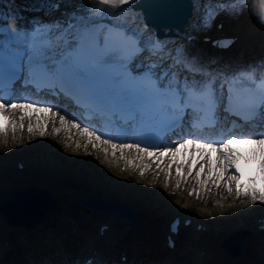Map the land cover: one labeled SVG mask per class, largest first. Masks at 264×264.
<instances>
[{
  "label": "bare ground",
  "instance_id": "6f19581e",
  "mask_svg": "<svg viewBox=\"0 0 264 264\" xmlns=\"http://www.w3.org/2000/svg\"><path fill=\"white\" fill-rule=\"evenodd\" d=\"M48 1L51 2V5L56 4L58 9H47L45 5H42V0H20L13 2L10 5V10L7 11L20 10L22 16L16 24L18 27L21 25L23 30L25 28L31 37L42 33L44 30H36L43 28L58 33L59 30H63V26L60 24H64V19L67 17L76 19V15L82 17L81 21H83L90 18L96 10H101L102 15L108 16L112 13H109L111 10L116 9L102 5L97 0ZM206 1L210 0H193L192 16L183 27V31L176 32L178 38L160 52L167 55L168 61L163 64L164 67H171L170 72L176 71L175 75L178 74L182 80V73L187 72L191 73V78L199 79L198 77H200L203 81L211 79L216 85L220 77L232 66L249 61L258 65L262 62V58H264V0H249L248 4L244 6H241L238 0H227L231 4L228 11L223 10L222 6L213 0L211 8L216 10L213 13H207L210 8L209 5L206 6L203 3ZM129 17L137 25L141 24L140 12ZM34 19H37L35 20L36 23H34ZM219 19L223 20L222 25L225 27L218 33L226 32L227 35L236 36V40L220 54H217L212 48L197 49L198 44L204 43L201 37L203 35L211 36L212 31H215V22ZM29 23L32 28H29ZM189 33L193 34L195 42L192 41L187 44L182 40V36ZM71 34L68 30L65 39ZM180 44H182L185 54L178 62L172 63L171 59L180 50L178 46ZM195 50L201 53L195 52ZM142 55L144 54L142 53ZM218 56L221 58L219 59ZM23 94L24 97H30L31 101L40 100L54 104L69 118H72L73 114L76 118L75 109L67 104L63 97L49 96L46 92L36 94L30 89ZM10 102H23V99L17 96ZM8 115L18 121L19 112L9 111ZM76 119L83 126H88L91 130L105 135L100 131L103 126H99L96 121ZM242 126L244 130L251 128V132H247V134L264 133V117L255 119L250 125L243 123ZM238 132L239 128L215 127L206 130L207 135H210L207 142L215 141L213 137L218 133L221 136V141L228 138L230 133L238 134ZM14 135L15 139L10 127L7 135L0 132V189L27 187L30 196L35 198L33 200L35 203L34 212H40L44 207L51 206L46 202L47 194L45 191H47L58 208L55 211H45L41 222L25 228H23L24 226H6L0 217V241H2L0 247L5 239L9 242L15 241L14 249L9 248L11 250H8L9 254L14 256L11 259L8 256L0 258V264H13V262L16 264H72L83 253L87 252L86 256L98 254L102 248L105 250L100 257L104 260L108 254H112V248L118 249V252L123 251L126 258L128 257L125 264H191L198 258L207 262L209 254L212 253L215 256L218 251L220 256L222 254L221 259L217 263L210 262L209 264H225V261L226 264H264V261L259 258V252L264 250V243H260L261 241L258 240V237L264 233H258L253 227L254 219L259 217L261 212H264V203L256 202L253 204L250 203L249 199H239L234 195V189L229 193L223 184L219 187L211 183L203 186L197 182L194 174L187 178L185 183L181 180V184L184 186L195 184L202 189L199 188V193L194 190L193 194L183 196L177 191L180 187H175L173 180L177 177L174 171L168 184V186L174 185L171 187L174 189L173 194H171L167 192L168 187L165 188L164 186L166 175L164 171L153 166L145 172L144 176H141L138 168L127 167V159L136 156L134 150L125 153L126 159H121L119 153L113 157L111 152L105 158L103 145L96 149L89 146L86 152L83 147L86 142L85 138L75 129L71 132L61 131L58 135H52L49 130V134L41 138L30 135L25 127L23 132L17 129ZM199 135L202 134L199 133ZM111 137L114 136L105 135V138ZM174 137V135L172 138L168 137L165 143L160 146H174L171 141L179 138V136ZM183 138H187V136H183ZM77 141L81 144L80 148H76ZM119 142L137 143L135 139H120ZM240 147L244 148L245 146L240 145ZM17 160L23 164L21 168L16 167ZM158 172L159 178H157ZM91 193L121 199L138 210H140V203L149 205L153 199H157L158 202L154 205L156 213H154H162L161 220L152 218V215L149 218L148 209L144 208L139 211L140 223L135 228L126 229V221L118 220L120 222H115L112 220L110 228L99 235L97 226L102 221L107 222L106 220H110V218L104 216L105 213L92 214L87 206L81 204H72L70 207L71 203L66 199L67 196H85ZM2 195L4 196V193ZM174 200H178V203L173 204ZM186 201L190 204V208L193 205L198 206L200 212H193L187 207L184 209L182 205ZM214 201L219 204L222 203L220 204L222 208L221 206L214 207L212 205ZM219 209L221 213L218 216L214 215ZM246 211L248 213H245ZM173 214H180L183 218L189 217L191 223L189 227L178 232L177 240L179 242L177 245L168 248L161 242L165 228L160 229V236L157 232L153 233V229H156V225L161 228V225ZM197 222L205 226L203 232L194 230V225ZM94 223H97L95 230L93 229ZM210 226L211 229L208 228ZM236 228L252 229L253 234L245 236L240 255L224 254L219 247V242L229 230ZM121 232L123 236L120 240L119 234ZM186 233L188 235L200 234L199 240H191V243L197 246V250L193 246H191V251L189 250V240L184 241L181 237L183 234L187 235ZM143 238L144 240H142ZM22 240L25 241L21 242ZM83 244L85 246L80 251ZM91 246L97 251L93 252ZM204 248L208 249L207 253L203 252L199 255V249ZM112 264H114L113 261Z\"/></svg>",
  "mask_w": 264,
  "mask_h": 264
},
{
  "label": "snow or ice",
  "instance_id": "6c2138e0",
  "mask_svg": "<svg viewBox=\"0 0 264 264\" xmlns=\"http://www.w3.org/2000/svg\"><path fill=\"white\" fill-rule=\"evenodd\" d=\"M97 2L112 8H122L135 0ZM238 2L244 6L249 0ZM68 27L71 28L72 24ZM85 35L84 28L74 31L70 37L72 46L65 49V54L59 59H54L47 49L34 52L26 61L21 55L22 63L17 64L14 75L19 79L26 68L25 79L37 91L48 89L52 95L64 93L74 100L77 107L109 116L121 135L105 138L107 134L101 135L90 127L83 126L74 114L69 118L56 105L48 102L31 101L30 97H24L23 102L6 103L13 95V90L6 94L2 87L0 132L7 135L10 127L15 139L17 129L23 132L26 127L30 135L42 138L49 134V130L52 135H58L61 131L71 132L75 129L85 138L83 147L86 152L89 146L96 149L103 145L105 158L111 152L113 157L119 153L121 159H126L125 153L134 150L136 156L127 159V164L138 168L141 176L153 166L164 171L165 188L168 187L173 171L177 177V188L181 179L186 181L194 174L197 182L203 186L211 183L219 187L223 184L229 193L234 189L237 198L247 196L250 203H264V133L231 134L219 142H207L210 138L195 136L193 132H189L187 138L172 140L174 146L161 147L171 134L184 127L188 110L194 113L190 127L202 129L216 125L218 117L215 91H212L209 98L208 86L204 84L178 88L169 83H161L163 77H157L150 69H145L136 76L130 70L127 75L110 74L105 82L101 69L107 63L127 62L123 57L113 61L114 51L106 52L103 57H95L96 64L92 63L93 58L72 55L71 53L83 47ZM59 38L64 40V34ZM261 83L264 84V80ZM195 97H200L198 103L194 102ZM9 111L19 112L18 121L8 115ZM120 139H139V142L121 143ZM240 145L245 147L241 148ZM80 147L81 144L77 141L76 148ZM254 163L253 169L251 166ZM191 194L193 193L190 192L189 195Z\"/></svg>",
  "mask_w": 264,
  "mask_h": 264
},
{
  "label": "water",
  "instance_id": "95a60500",
  "mask_svg": "<svg viewBox=\"0 0 264 264\" xmlns=\"http://www.w3.org/2000/svg\"><path fill=\"white\" fill-rule=\"evenodd\" d=\"M191 6V0H136L132 5L133 8L142 9L147 23L156 28L160 26L168 28L167 32L158 29L157 35L159 36L164 34L174 35L171 30L172 27L181 30L187 18L191 16ZM40 192L44 193L42 190ZM2 193H4V196ZM45 193L48 198H46V202L51 204L49 207L56 210V204L52 196L47 191ZM34 199L30 196L27 187L0 189V217L3 219L4 224L6 226L28 227L39 222L43 218L44 208L46 209V207L41 209L40 212H34ZM67 199L71 203L87 205L92 212L106 211L115 219L125 218L132 225L138 223V212L118 198L103 197L91 193L85 196H69ZM249 234V230L235 229L230 231L221 241V248L224 253L231 256L241 254L243 250L242 242L245 236ZM6 240H3L0 254H2L3 247L7 245L5 244ZM0 242L2 243V241Z\"/></svg>",
  "mask_w": 264,
  "mask_h": 264
},
{
  "label": "rangeland",
  "instance_id": "374dc122",
  "mask_svg": "<svg viewBox=\"0 0 264 264\" xmlns=\"http://www.w3.org/2000/svg\"><path fill=\"white\" fill-rule=\"evenodd\" d=\"M212 1L213 0H210V1H206V2H203L206 6H208L209 8H210V10L207 12V13H213V12H216V10L214 9V8H211V3H212ZM42 5H45L46 7H47V9H52V10H54L53 8H52V5H51V2H49L48 0H42ZM254 3H256L255 1H254ZM216 4H219V5H221L222 6V8H223V10H225V11H228V10H230V7H231V4H230V2L229 1H227V0H216ZM213 5V4H212ZM255 7H258V5H255ZM259 7H260V5H259ZM212 10V11H211ZM263 12V11H262ZM217 16V15H216ZM37 20V19H36ZM35 21V20H34ZM34 23H36V21L34 22ZM251 24V23H250ZM255 34H257V31H255ZM258 37H259V35H258ZM111 161V160H110ZM113 162V161H112ZM127 167H130L129 165H127ZM62 176V175H61ZM181 180H183V182L185 183L186 181L184 180V179H181ZM173 181H175V185H176V183H177V178H175ZM181 182L182 181H180V184H181ZM174 185H171V186H168V188H167V192H169V193H171L170 191H173L174 189H172L171 187H173ZM176 187V186H175ZM180 189H177V191H179L180 192V194L181 195H183V196H186L187 194L189 195V193L190 192H194V190H195V192H197V193H199V191H200V189L199 188H201V187H197L195 184L194 185H192V186H189V185H187V186H184L183 184H181L180 186ZM202 189V188H201ZM164 193V192H163ZM171 194H173V193H171ZM234 195H236V194H234ZM239 199H244V200H250V198L249 197H247V196H241V197H239ZM144 202V201H143ZM156 202H158L157 201V199H153L152 200V202L148 205V204H146V203H140L139 204V209H144V208H146V210L148 209V216H149V218H150V216L152 215V218H156V220H161V216H162V213H157V214H155L156 213V209L154 208V205H156ZM199 202V201H198ZM204 202V201H203ZM178 203V200H174L173 201V204H177ZM185 203H187V205H185ZM197 204V203H196ZM200 204V203H199ZM220 204H222V203H220ZM217 201H214V203H212V205L214 206V207H218V206H221ZM71 206L70 207H72V204H70ZM147 205V206H146ZM151 207V209L149 210V208ZM182 207H184V209H189V210H191V211H193V212H200V208L197 206V207H195V205H193L191 208H190V204L186 201V202H184L183 203V205H182ZM187 207V208H186ZM221 208H222V206H221ZM225 208V207H224ZM204 210H206V209H204ZM249 210H252V209H249ZM155 212V213H154ZM221 212H220V209H219V211L216 213V214H214V215H217L218 216V214H220ZM245 213H248V211H246ZM146 215V214H145ZM253 215V214H252ZM143 216H144V213H143ZM204 216V215H203ZM206 216V215H205ZM87 217V216H86ZM208 217V216H207ZM92 218V217H91ZM166 222V221H165ZM165 222L161 225V228H159V226L158 225H156V229H153V233H155V232H157L158 234H159V236L161 235V230L160 229H163V228H165ZM96 223H94V230L96 229V225H95ZM93 229H92V231H93ZM158 230H159V232H158ZM163 238V237H162ZM142 240H144V238L142 239ZM15 242V241H14ZM26 242H27V240H26ZM81 248H83V246L81 247ZM114 254V256H116L117 255V252H116V250L113 252ZM218 254H219V256H218V254L217 255H215L213 258H210V262H212V263H217L220 259H221V256H222V254H221V256H220V253H219V251L217 252ZM12 256H14V255H11V254H9L8 255V258H10L11 259V257ZM19 256V255H18ZM227 262L225 261V264H226ZM235 263V262H234Z\"/></svg>",
  "mask_w": 264,
  "mask_h": 264
}]
</instances>
